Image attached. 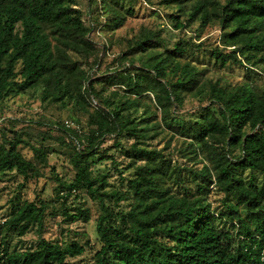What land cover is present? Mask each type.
Wrapping results in <instances>:
<instances>
[{
	"label": "trees",
	"instance_id": "1",
	"mask_svg": "<svg viewBox=\"0 0 264 264\" xmlns=\"http://www.w3.org/2000/svg\"><path fill=\"white\" fill-rule=\"evenodd\" d=\"M161 4L176 6L177 13L168 15L175 29L195 20L201 27L219 25L221 47L210 54L215 66L244 68L264 61V0ZM127 14L132 15L130 9ZM124 21L112 10L104 26L114 31ZM92 29L76 0H0V103L39 90L44 105L87 117L88 133L56 128L73 143L69 161L75 174L67 194L84 192L99 205L96 236L101 246L93 264H264V90L257 91L254 83L202 81L200 71L181 62L195 45L179 40L160 52L163 41L152 30H142L121 55L130 70L91 79L89 72L100 65L89 38ZM141 53L148 60L134 66L132 56ZM112 87L121 88L123 95L112 91L103 97ZM193 91L209 101L203 113L194 121L172 116L185 93ZM151 108L162 113V125L150 121ZM137 112L141 117L131 118ZM166 130L183 138L182 157L201 163L200 169L172 165L164 149L145 145ZM9 132L11 138L1 132L0 174L15 171L25 180L40 178L35 164L18 151L27 143L16 131ZM123 134L134 140L125 152L135 165L127 192L120 193L106 190V175L94 173L92 164L112 160L100 149L106 138ZM45 138L50 136L43 134ZM31 150L46 164L47 150ZM211 188L223 195L219 209L208 201ZM124 200L130 202L128 211L110 207ZM46 208L39 198L12 205L0 224V264H68L67 257L84 253V246L74 241L61 245L43 238L34 248L10 249L12 236L21 238L35 226L41 232ZM62 215L70 222L89 221L88 209Z\"/></svg>",
	"mask_w": 264,
	"mask_h": 264
},
{
	"label": "rangeland",
	"instance_id": "2",
	"mask_svg": "<svg viewBox=\"0 0 264 264\" xmlns=\"http://www.w3.org/2000/svg\"><path fill=\"white\" fill-rule=\"evenodd\" d=\"M76 3L85 25L93 27L89 38L95 43L99 52L100 65L89 72L91 79H97L123 68L130 70V65L121 59V55L127 50L128 43L136 39L142 30H152L158 32L163 41L158 48L160 52L172 49L179 40L189 41L195 45L193 49L187 51L181 62L189 63L200 71L202 81L219 80L221 84L227 83L232 86L254 83L257 91L264 90V61L256 66H244V68L235 64H231L228 68H219L214 65V59L210 54L215 48L221 47L223 36L217 24L201 27L199 21L195 20L187 23L184 29H175L174 21L170 20L168 15L177 13V8L174 5H162L161 0H76ZM129 9L132 12L131 16L127 14ZM112 10L124 16L125 21L119 29L108 31L104 25L109 24ZM178 15L185 20V16ZM132 59L134 66H141L148 60V57L141 53L132 56ZM238 59H241V56ZM169 78L175 79L171 74ZM96 88L99 90L101 86L96 85ZM112 91H118L119 95H123L121 88L112 87L105 91L103 97H108ZM195 92L185 93L182 106L172 116L185 121H194L203 113V107H206L209 101L194 94ZM149 96L152 98V95ZM91 106L94 109L97 102L92 101ZM151 110L150 119L152 120L150 121L159 122L162 125L160 110L154 108ZM133 117L139 119L140 112L132 114L131 118ZM58 124L80 133H88L90 130L85 115L44 105L41 102L39 90L8 97L0 103V145L2 131L9 138L12 137L9 130L16 131L27 143V145H19L18 151L25 159L34 163L41 174L40 178L28 180L15 171L0 174V224L8 219L12 205L32 202L39 198L47 203L41 232L37 231L35 226L21 238L12 236L10 249L22 251L34 248L40 238L61 245L74 241L84 246V253L67 257L66 263L93 264V257L101 246L96 236V220L100 214L99 205L91 201L84 192L67 194L66 186L73 180L75 174L69 161L73 152V143L67 134L56 128ZM43 134L50 138L43 139ZM133 142L132 138L123 134L106 138L102 145L100 153L110 155L112 160H96L92 164V170L94 173L106 175L108 183L106 190L127 192L128 182L134 177L135 164H131L125 151ZM144 143L149 145V149H164V154L170 156L172 165L192 169H200L202 166L201 163H189L182 157L183 138L174 136L168 130ZM116 144H120L121 148L116 147ZM31 147L48 151L46 164H40L34 158ZM222 200L223 195L211 188L208 201L212 208H221ZM129 204V201L124 200L118 202L117 205L110 204V207L116 212H126ZM77 208L88 209L89 221L87 223L81 220L70 222L62 215L64 212L74 215Z\"/></svg>",
	"mask_w": 264,
	"mask_h": 264
}]
</instances>
